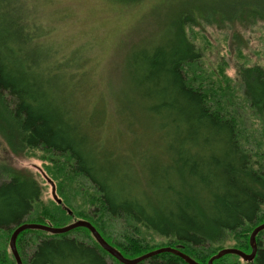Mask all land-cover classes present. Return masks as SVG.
Instances as JSON below:
<instances>
[{
	"label": "trees",
	"instance_id": "16d2710c",
	"mask_svg": "<svg viewBox=\"0 0 264 264\" xmlns=\"http://www.w3.org/2000/svg\"><path fill=\"white\" fill-rule=\"evenodd\" d=\"M9 1L0 0V138L17 157L38 151L43 158L46 152L67 157L69 175L63 176L57 163L46 166L45 171L57 183L56 201L69 212L50 201L37 214L40 186L29 175L2 166L0 233L11 235L24 223L62 228L71 224L72 217H84L93 221L91 225L106 242L112 235L104 219L117 223L123 233L113 245L107 243L128 259L148 249L139 238L142 230L168 240L169 247L197 264H207L227 237L234 249L249 252L250 246L241 238L244 233L247 237L264 215V133L261 137L250 129L246 132L244 120L237 114L243 104L262 126L264 68L237 70L235 88L224 75L223 63L209 73H197L194 65L201 54L186 34V29L190 31L202 21L221 28L234 21L237 17L221 19L217 4L222 0L188 4L180 11L181 3L164 17L159 34L149 45L128 54L123 68L133 99L124 96L121 102L128 106L127 112L138 109L152 121L149 130L160 132L159 146L164 148L163 159L150 154L133 164L112 161L111 153L94 148L95 141L72 118L67 100L58 96L56 76L62 75L72 56L51 55L41 45L37 27L26 21L23 9ZM233 3H237V12L254 10L264 19V13L246 2ZM204 7L207 10L202 14ZM9 16L14 17L7 20ZM78 66L81 64L76 62L75 68ZM187 70L197 74L196 85L189 83ZM230 100L234 101L231 109L226 107ZM79 177L96 195L88 214H70L73 191L81 185L69 184ZM78 198L83 194L79 192ZM263 231L256 235L253 261L227 255L212 264H264V236L257 240ZM82 232L92 243L81 238ZM1 246L0 264H16L9 248ZM16 249L23 264H120L84 228L59 235L26 230L17 236ZM139 264L185 262L164 253Z\"/></svg>",
	"mask_w": 264,
	"mask_h": 264
},
{
	"label": "rangeland",
	"instance_id": "374dc122",
	"mask_svg": "<svg viewBox=\"0 0 264 264\" xmlns=\"http://www.w3.org/2000/svg\"><path fill=\"white\" fill-rule=\"evenodd\" d=\"M202 1L205 0H141L137 3L122 0H10L9 2L23 9L26 21L37 27L41 45L51 51L53 53L51 55L72 56L71 60L67 59L62 75L56 76L58 96L62 100H67L72 118L78 121L81 129L95 141L94 148L99 152L104 150L106 153H111L112 161L133 164L150 154L163 159L164 154L161 151L164 148L162 145L159 146L162 143L160 132L155 129L149 130L152 121L146 120V116L137 108L136 111L130 107L131 112H127L128 106L121 102L125 98L133 99L125 82L124 62L130 51L141 45L143 47L149 45L150 41L157 37L161 21L172 9L175 11L183 3L180 6L182 11L188 4L194 6L193 3H206ZM233 1H220L217 5L221 11L217 12L220 13L222 20L226 16L237 17L233 18L234 21L226 23L222 28L214 23L202 21L190 31L186 29V34L201 54V59L194 65V70L197 73H209L223 63L224 75L229 84L235 88L233 85L237 70L252 66L264 68V19L256 16L254 10L242 9L238 13L234 9L238 2L230 4ZM237 1L246 2L245 5L264 13V0ZM201 10L202 14H205L207 8ZM13 17L9 16L7 20ZM193 19L195 20V17ZM26 21L22 17V22ZM166 32L164 31L163 34L165 35ZM50 61L53 62L51 57ZM76 62L81 64L80 68L79 66L75 68ZM186 76L190 84L196 85L195 72L190 73L187 70ZM199 83L201 85V82ZM232 102L234 101L230 100L226 107L231 109ZM241 105L243 104H240L237 116L244 120L246 132L250 129L262 137L264 121L262 120L261 126L254 114L246 109L245 105ZM42 154L38 151L19 157L14 156L0 138V167L21 171L22 174L33 178L40 186L41 196L35 208L36 213L44 211L43 208L47 207L50 201L69 212L61 201L59 203L56 201L57 183L45 171L46 166L57 163L62 168L63 176L69 175L65 164L67 157H57L46 152L43 158ZM70 183L69 185L73 187L81 185L79 189L73 191L74 200L70 214L73 212L88 214L93 211L90 202L96 195L87 181L79 177L71 180ZM79 192L83 194L81 199L78 198ZM261 216L263 218L259 224L264 223V215ZM77 220L93 223L92 220L84 217L81 219L72 217L71 223ZM103 222L112 235L106 237V240L113 245L117 236L123 233L122 228L117 223H110L109 219H104ZM252 229L247 237L244 233V238H241L248 247ZM260 234L257 240L264 236ZM79 235L83 239L88 238L87 233L82 232ZM9 237L10 234L0 233L1 248H8ZM139 238L148 247L144 254L169 247L168 240L146 230L141 231ZM88 239L91 242V239ZM233 244L232 239L227 237L222 249H234ZM250 250L249 247V252ZM242 264L246 263L242 262Z\"/></svg>",
	"mask_w": 264,
	"mask_h": 264
},
{
	"label": "water",
	"instance_id": "95a60500",
	"mask_svg": "<svg viewBox=\"0 0 264 264\" xmlns=\"http://www.w3.org/2000/svg\"><path fill=\"white\" fill-rule=\"evenodd\" d=\"M79 226L85 227V228H89L90 229V232L93 235V237L98 241V243L100 244V246H102L108 253L112 254V256L115 257V259L119 260L120 262H122L124 264H137V263L143 261L146 258L153 257V255H157L159 253H167V252H169V253L172 252L177 257L181 258L187 264H196L193 260L188 259L187 256L182 255V254H180L178 252L172 251L170 249H162V250L157 251L155 253H148V254H146V255H144V256H142L140 258L134 259L132 261L125 260V259H123L119 255V253H117L116 251H113L112 249H110L109 247H107L106 244H105V242L102 239L99 238V236L95 233V231L93 229H91L87 223H84V222H77V223H75V224H73V225H71V226H69L67 228L59 229V230L47 228L46 231L51 232V233H62V232H66V231H68L70 229H73L75 227H79ZM27 228L44 229V227H40V226H20V227H18L14 231V233L12 234L11 239H10V247H11V249L13 250V252L15 254H16V252H15V249H14V239L16 238V236H17L18 233H20L21 231H23V230H25ZM263 228H264V225L263 226H260L257 229H255L254 232L252 233L251 240H253L255 234L258 231H260L261 229H263ZM251 245H252L253 250H252V253L249 256H247L245 254H242V251H240V250H221V251H219L215 256H213L209 260L208 264H212L213 261L218 260V259L224 257L225 255L229 254V253L236 254V255L242 257L244 260H248V261L249 260H252V258L254 257V254H255L254 241L251 242ZM16 263L17 264H21V262H20V260H19V258L17 256V254H16Z\"/></svg>",
	"mask_w": 264,
	"mask_h": 264
},
{
	"label": "bare ground",
	"instance_id": "6f19581e",
	"mask_svg": "<svg viewBox=\"0 0 264 264\" xmlns=\"http://www.w3.org/2000/svg\"><path fill=\"white\" fill-rule=\"evenodd\" d=\"M58 203H59V201H58ZM77 222H84V223H87L88 225H89V227L91 228V229H93L94 231H95V233L99 236V238L100 239H102L104 242H105V244H106V246L107 247H109L110 249H112L113 251H116L117 253H119V255L123 258V259H125V260H128V261H132V260H134V259H137V258H140V257H142V256H144V255H146V254H148V253H155V252H157V251H160V250H162V249H170V250H172V251H175V252H178V253H180V254H182V255H185V254H183L180 250H178V249H176V248H171V247H164V248H160V249H157V250H154V251H151V252H148V253H146V254H143V255H141V256H139V257H137V258H133V259H128V258H125L120 252H118L115 248H113L111 245H109L101 236H100V234L97 232V230L89 223V222H87V221H83V220H77V221H74L73 223H71V224H69V225H67V226H65V227H62V228H55V227H51V226H47V225H41V224H33V223H24V224H21V225H19V226H17L16 228H14L13 229V231H12V233H11V235H10V238H9V243H8V248H9V251H10V253H11V255H12V257H13V259H14V261H15V263H16V254H17V256H18V258H19V260H20V262H21V264H23L22 263V261H21V258H20V256H19V254H18V252H17V249H16V238H17V236L20 234V233H22V232H24V231H26V230H37V231H43V232H46V233H49V234H52V235H59V234H66V233H68V232H70V231H72V230H74V229H78V228H84V229H86V230H88L89 232H90V229L89 228H85V227H81V226H79V227H75V228H73V229H70V230H68V231H66V232H62V233H51V232H48V231H46V229L47 228H49V229H56V230H59V229H64V228H67V227H69V226H71V225H73V224H75V223H77ZM264 225V223H262V224H259V225H257L253 230H252V232H251V234H250V236H249V246H250V249H251V252L249 253V254H246V253H244V252H242V254H245V255H247V256H249L251 253H252V250H253V248H252V245H251V242H253L254 241V249H255V254H254V257L252 258V260H244L242 257H240V256H238V255H236V254H232V253H229V254H227V255H235V256H237V257H239V258H241L243 261H245V262H251V261H253L254 260V258H255V256H256V241H255V238H256V235L259 233V232H261V231H263L264 230V228L263 229H261L260 231H258L256 234H255V236H254V238H253V240H251V236H252V233L254 232V230L255 229H257V228H259L260 226H263ZM20 226H40V227H44V229H38V228H27V229H25V230H23V231H21L20 233H18L17 234V236H16V238L14 239V249H15V252H16V254L13 252V250L11 249V247H10V239H11V236H12V234L14 233V231L18 228V227H20ZM91 233V232H90ZM91 235H92V233H91ZM93 236V235H92ZM94 238V237H93ZM95 239V238H94ZM95 241L97 242V244L100 246V244L98 243V241L95 239ZM251 241V242H250ZM100 248L101 249H103L110 257H112L113 259H115V257H113L112 256V254H110V253H108L102 246H100ZM222 250H237V249H233V248H230V249H222ZM221 251V250H220ZM219 252V251H218ZM217 252V253H218ZM168 254H172V255H174V256H176L175 254H173L172 252H167ZM216 253V254H217ZM160 254H164V253H159V254H157V255H160ZM215 254V255H216ZM157 255H153V256H157ZM215 255H213V256H215ZM185 256H187V255H185ZM212 256V257H213ZM226 256V255H225ZM177 257V256H176ZM188 257V259H191L189 256H187ZM211 257V258H212ZM149 258H151V257H149ZM149 258H146V259H144V260H147V259H149ZM179 258V257H178ZM210 258V259H211ZM181 259V258H180ZM209 259V260H210ZM117 262H119L120 264H124V263H122V262H120L119 260H117V259H115ZM143 260V261H144ZM182 260V259H181ZM191 260H193V259H191ZM209 260H208V262H209ZM143 261H141V262H143ZM183 261V260H182ZM194 261V260H193ZM141 262H139V263H141ZM184 262V261H183ZM195 262V261H194ZM139 263H137V264H139ZM196 263V262H195ZM213 263V262H212ZM17 264V263H16ZM185 264H187V263H185ZM197 264V263H196ZM208 264V263H207Z\"/></svg>",
	"mask_w": 264,
	"mask_h": 264
}]
</instances>
